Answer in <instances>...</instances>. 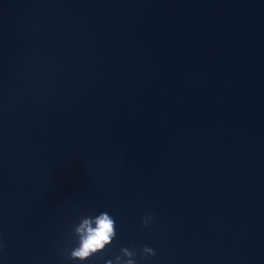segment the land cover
Segmentation results:
<instances>
[{"label":"clouds","instance_id":"clouds-1","mask_svg":"<svg viewBox=\"0 0 264 264\" xmlns=\"http://www.w3.org/2000/svg\"><path fill=\"white\" fill-rule=\"evenodd\" d=\"M155 219L152 213H147L141 218L143 227H148ZM72 234L76 240V246L68 253L71 261H84L98 255L109 246L116 238V221L108 212H100L98 215H87L80 218L79 223L72 229ZM121 255H117L115 260L109 259L106 264H137L135 259L137 252L127 247L120 249ZM143 258L154 257L156 252L148 245L142 249Z\"/></svg>","mask_w":264,"mask_h":264}]
</instances>
